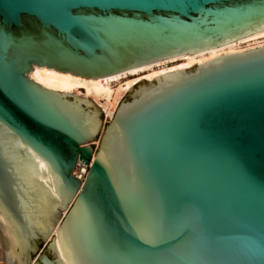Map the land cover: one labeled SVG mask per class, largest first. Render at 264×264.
I'll return each mask as SVG.
<instances>
[{
  "label": "water",
  "instance_id": "1",
  "mask_svg": "<svg viewBox=\"0 0 264 264\" xmlns=\"http://www.w3.org/2000/svg\"><path fill=\"white\" fill-rule=\"evenodd\" d=\"M261 30L264 0H0V264H264V45L132 86L97 151L103 111L28 75Z\"/></svg>",
  "mask_w": 264,
  "mask_h": 264
},
{
  "label": "bare ground",
  "instance_id": "2",
  "mask_svg": "<svg viewBox=\"0 0 264 264\" xmlns=\"http://www.w3.org/2000/svg\"><path fill=\"white\" fill-rule=\"evenodd\" d=\"M243 44L249 46L237 48ZM263 45L264 30H261L210 50L195 54L187 52L102 78H86L69 71L63 72L53 67L49 68L46 65H35L28 75L30 79L46 89L69 92L78 96L83 95V97H88L90 100H96L109 118L114 116L121 95L127 93L132 86L134 88L142 80L161 79V81L167 82L179 78V72L183 69L191 68L197 65L196 63L203 64V62L213 59L219 54L242 52ZM169 63H174V65L167 66ZM144 73L147 74L141 76ZM123 78H126L127 81L121 82ZM114 82H119L118 88L113 87ZM54 231H57V229L54 228Z\"/></svg>",
  "mask_w": 264,
  "mask_h": 264
},
{
  "label": "rangeland",
  "instance_id": "3",
  "mask_svg": "<svg viewBox=\"0 0 264 264\" xmlns=\"http://www.w3.org/2000/svg\"><path fill=\"white\" fill-rule=\"evenodd\" d=\"M248 46H249L248 44H243V45L238 46L237 48H246V47H248ZM175 64H176V63H175ZM172 65H174V63H169L167 66H172ZM146 74H147V73H144V74L141 75V76H144V75H146ZM125 81H127L126 78H123V79L121 80V82H125ZM147 81H148V80H142L140 83H138V84L134 87V89L139 88V86H142V85L148 84ZM112 85H113L114 88H118V87H119V82H114ZM126 94H127V93H124V94L121 95V97H120V99H119V103H120V101L122 100V98H123ZM79 96L83 97V95H79ZM83 98H84V97H83ZM91 100L94 102V105H95L96 107H98L99 109H101V110L103 111V112H102V115H101L102 118H103V122H102V125H101V128H100V131H99L98 137H97L96 140H94V141L91 142V143L93 144V146H94V150L97 151L98 146H99V143H100V140H101V136H102V134H103L105 128L109 125V123H110L111 119L113 118V116L108 118L107 115H106V113H105V110H103V107H101V105H100L96 100H93V99H91ZM118 105H119V104H118ZM117 107H118V106H117ZM115 111H116V110H115ZM63 214H64V213H63ZM45 245H46V240L44 241V243H43L42 246L40 247V248H43L44 251L47 249ZM1 250H2V247H1V243H0V254H1ZM0 263H3V260H0Z\"/></svg>",
  "mask_w": 264,
  "mask_h": 264
},
{
  "label": "built area",
  "instance_id": "4",
  "mask_svg": "<svg viewBox=\"0 0 264 264\" xmlns=\"http://www.w3.org/2000/svg\"><path fill=\"white\" fill-rule=\"evenodd\" d=\"M90 164L83 162L82 160H78L76 167L73 171V174L80 180L84 181L87 177L89 171Z\"/></svg>",
  "mask_w": 264,
  "mask_h": 264
}]
</instances>
